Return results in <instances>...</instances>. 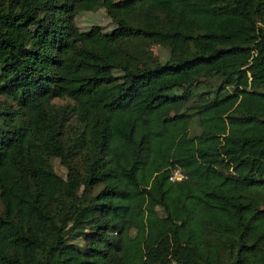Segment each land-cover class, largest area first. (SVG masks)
Instances as JSON below:
<instances>
[{
	"label": "trees",
	"instance_id": "1",
	"mask_svg": "<svg viewBox=\"0 0 264 264\" xmlns=\"http://www.w3.org/2000/svg\"><path fill=\"white\" fill-rule=\"evenodd\" d=\"M0 264H264V0H0Z\"/></svg>",
	"mask_w": 264,
	"mask_h": 264
},
{
	"label": "rangeland",
	"instance_id": "2",
	"mask_svg": "<svg viewBox=\"0 0 264 264\" xmlns=\"http://www.w3.org/2000/svg\"><path fill=\"white\" fill-rule=\"evenodd\" d=\"M77 25L82 30H89L92 26L98 25L104 28L106 32H110L114 29L108 16L105 14L104 10L98 5L96 9L91 12H86L77 17ZM155 51L166 60L169 57V53L165 50L154 48ZM57 170L63 174L64 170L57 163Z\"/></svg>",
	"mask_w": 264,
	"mask_h": 264
},
{
	"label": "built area",
	"instance_id": "3",
	"mask_svg": "<svg viewBox=\"0 0 264 264\" xmlns=\"http://www.w3.org/2000/svg\"><path fill=\"white\" fill-rule=\"evenodd\" d=\"M185 178L186 176L181 171L178 170L172 175L171 181L172 182L183 181Z\"/></svg>",
	"mask_w": 264,
	"mask_h": 264
}]
</instances>
